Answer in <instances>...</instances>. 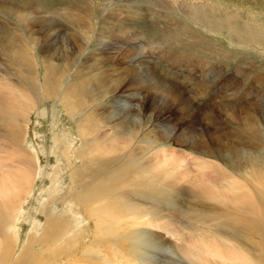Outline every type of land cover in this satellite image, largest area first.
I'll list each match as a JSON object with an SVG mask.
<instances>
[{
	"label": "bare ground",
	"instance_id": "obj_1",
	"mask_svg": "<svg viewBox=\"0 0 264 264\" xmlns=\"http://www.w3.org/2000/svg\"><path fill=\"white\" fill-rule=\"evenodd\" d=\"M53 2V0H44V4L48 7ZM152 3L154 4V1ZM13 6L23 13L30 8L34 11L39 9V7H28L18 3L17 0H0L2 12H10ZM42 6L45 8V5ZM65 11L68 22L87 26L95 7L85 2L76 4L71 1L70 7H66ZM18 13L21 15L19 20L24 23L25 32L22 33L20 29L18 33L7 30L8 22L0 23V59L6 57L9 68L21 76L22 84L14 83V85L24 92V95L29 96L31 92H34L38 94L37 99H41L59 93V98L65 103V109L69 112L70 118L77 119L75 123L80 134V139L77 138V141L80 145L71 143L58 147L57 135H54L52 151L57 157L60 156L58 161H61L64 155L66 156L70 167L69 183L61 187L62 180L57 177L56 164L53 171L48 173L51 177L48 192L44 190L37 200L40 204L39 210L45 214V220L42 223L36 216L34 217L32 220L34 229L22 248H20V236L16 225L23 210V208L16 210L17 205L20 207L19 198L23 195L18 187L20 180L10 178V181H0V264H5L9 259L12 260L11 264H61L63 261H68L66 264H120L121 261L135 264L134 261L149 260L147 255L149 249L162 245L163 235L155 230V226L151 227V224L164 218L174 222L176 218L173 216L179 217L180 213L181 216H186L185 225L190 230L199 229L207 234L219 235L224 248L210 244L208 256L212 259L230 260L233 264H247L252 261L264 264V123L257 120L254 114H246L244 122H236L234 128L220 134L233 137V142L225 143L223 139H218L214 144L215 149L209 146L210 143L202 142L203 157L208 158V161L194 157L192 158L194 165L190 166L189 162H186L188 158L183 157L182 162L185 165L182 168L181 160L178 161L179 153L172 151L170 156L173 158H161L157 163L159 159L157 152L147 156L154 139L152 140L151 133L143 135L144 120L138 114H134L129 120L131 116L129 114L133 109L137 107L136 111L138 108L142 111V103L133 102L136 97H139L140 90L134 91L133 101L128 99V94L123 96V91L113 100L106 102L105 106L110 108L108 114L105 112L99 114L90 110L82 116L81 112L88 108L87 101L91 95H94L95 89L99 88L98 100L101 101V95L108 90L114 91L117 89L116 85L111 82L110 88L109 85L106 86L107 74L104 75L103 72L94 76L91 74L92 70L98 68L99 62L97 67L94 62L85 70L80 69L74 81L67 84L63 94H61L60 85L63 73L58 74L57 70H60V67L56 64L47 63L40 79L38 77L39 63L29 55V46L26 41L36 39L32 32L31 21L41 19L30 16L28 20L22 19V14ZM194 14L207 22L214 21V24L220 26L219 18L211 11L205 13L197 9L195 13L192 12V15ZM106 16L104 21L116 18L113 14ZM130 20L137 21L136 18ZM171 24L169 28H160L162 25L156 24L160 25L157 33L165 38L163 43L160 42L161 47L168 43L171 48L168 54L169 61L182 64L195 60L196 57L189 53L178 51L176 37L180 36L176 33V24L173 21ZM87 29L91 31V26ZM242 34L239 35L241 40ZM24 36L27 37L24 39ZM136 36L134 35L133 38ZM259 41H262L261 37ZM140 45L143 50V44ZM139 53L137 58L141 55ZM143 60L142 58L132 65L138 67L136 72L141 75L140 79L143 78L140 83L147 86L151 84L152 79L149 81V72L146 71ZM197 60L199 64L203 63L201 59ZM90 69L89 74L87 70ZM202 69L205 71L203 75L206 78L208 72L205 68ZM211 71H216V67H212ZM152 72L149 75L155 77ZM260 72L255 75L254 81L264 86V68ZM204 81L205 87H210V84L206 83L208 80L204 79ZM162 85L165 86L164 82ZM198 87L200 88V82L195 88L198 89ZM0 100H2L1 97ZM212 105L220 111L219 116L215 118L216 123L221 114L228 110L229 104L220 101ZM105 106L97 105L95 109ZM118 109L121 112H117ZM29 114H21L17 109H10L8 105L5 107L0 102L1 135L6 138L12 148L18 165L23 164L20 179H24L25 183L21 190L29 188L31 194L37 178L42 174V168L37 160L39 157L30 154L24 144V141H27ZM43 114L44 111L41 115ZM13 143L14 146H12ZM8 144L4 143V149L0 151L5 159L11 156ZM58 149L61 154L57 152ZM166 152L167 154H160V157L168 156V150ZM223 158L232 161L237 159L239 163L244 162L247 165L244 166L249 168L247 173L231 174V179L239 183V189L242 186L243 189L246 187L251 192L243 193L242 190L229 187L228 185L237 186L231 181H215L211 178L210 174L216 177L225 171L219 169V163ZM77 161H80V166H76ZM165 169L171 173L172 177ZM173 171L177 173L173 175L175 173ZM186 175L188 180L193 182L189 187L188 184L179 181ZM181 189L189 193L194 192V196L191 199L183 198L184 202H180L182 205L179 206L176 202L179 198L178 194L182 192ZM19 194H21L20 197ZM27 196L29 193L25 195L23 204ZM206 196L210 200H218L222 203L230 199L232 205L209 202ZM57 203L62 206L60 210ZM164 203L167 204L166 209L163 206ZM87 219H91V222ZM79 220L82 225L80 227ZM41 239L45 249L43 256L35 251V243ZM164 248L172 249L168 245Z\"/></svg>",
	"mask_w": 264,
	"mask_h": 264
},
{
	"label": "rangeland",
	"instance_id": "obj_2",
	"mask_svg": "<svg viewBox=\"0 0 264 264\" xmlns=\"http://www.w3.org/2000/svg\"><path fill=\"white\" fill-rule=\"evenodd\" d=\"M53 1V4L48 7L44 4V0H17L18 3L28 7H39V9L34 11L30 8L23 13L13 6L12 11L7 13L0 10V23L8 22L7 30H14L18 33V29H20L24 33V23L19 20L21 15L18 12L22 14V19L28 20L30 17L41 19L35 22L31 21L32 32L36 39L26 41L29 46V55L39 63L38 77L40 79H42L44 66L47 63L51 62L60 67V70L57 71L58 74L63 73L60 84L61 94L67 84L74 81L80 69L85 70L94 62L97 67L98 62L100 63L96 70L91 72L90 69L87 72L89 74L91 72L93 76L101 72L104 75L107 74L105 77L106 86L109 85L110 88L112 84H115L117 89L103 93L101 101L98 100L100 90L99 88L95 89L94 95H91L87 101L88 108L81 112L82 116L90 110L99 112V114H103L101 112L108 114L110 108L105 106L106 102L113 100L123 91V96L128 94V99L133 101L134 91L140 90L139 97H136L133 102L142 103V111L139 108L136 111L137 107L133 109L131 114L128 113L131 115L129 120L133 118L134 114H138L144 120L143 135L151 133L153 135L151 138L154 139L148 149L147 156L157 152L159 155L157 163L161 158H173L170 156L172 151L179 153L178 161L181 160L182 168L185 165L182 162L183 157L188 158L186 162L188 161L190 166L194 165L192 159L194 157L208 161V158L203 157L202 142L210 143L209 146L213 147L218 139H223L225 143L233 142V137L220 134L221 132L225 133L227 129L234 128L240 121L244 122L246 114H254L257 120L264 123V86L254 81L255 75L261 73L260 71L264 68V0ZM71 1L76 4L85 2L87 5L91 4L95 7L87 26H79L77 23L66 20L65 8L70 7ZM151 1H154V4ZM42 5H45V8ZM162 5L165 8L161 7ZM197 9L203 10L205 13L210 11L212 14L214 13L220 20V26L214 24V21L207 22L195 16L196 14L192 15V12L195 13ZM111 14L116 18L104 21L106 15ZM131 18H136L137 21L133 22L130 20ZM171 21L176 24V33H179L181 37H176L178 51L189 53L196 57L195 60L182 64L169 61L168 54L171 48L168 43L163 48L161 47L165 38L162 35L159 36L157 32L160 28L171 27ZM157 23L162 27L159 25V28ZM89 26H91V31L87 29ZM240 34H242V40L239 39ZM134 35L137 36L133 38ZM27 36H24V39ZM160 37L162 38L160 39ZM259 37L262 38V41H259ZM157 38L159 39L157 40ZM140 44H143L144 52ZM139 52L141 53L139 58L144 59L143 64L146 71L149 72V81L152 79L151 84L147 86L140 83L143 78L140 79L141 75L136 72L138 67L132 65L140 60L137 58ZM141 56L143 57L141 58ZM197 59H201L203 63L199 64ZM0 63V97L2 98L0 102L5 107L8 105L10 109H17L21 114L30 113L26 132L27 141H24V144L30 154L39 157L37 160L42 168V174L37 178L32 193L30 194L31 189L29 188L22 191L21 187L25 183L24 179H20L23 164L18 165L12 148L0 131V151L4 149V143H7L11 153L9 159H5L0 152V181H10V178L19 179L18 187L23 194L22 196L19 194V197L21 196L19 198L20 207L17 205L16 208V210L23 208L22 214L19 215L20 219L16 221L20 236V248H22L34 229L32 224L34 217L36 216L37 220L42 223L45 220V214L39 210L40 204L37 200L44 190L48 192L47 189L51 184V177L48 173L53 171L56 164L58 167L57 177L62 180L61 187H65L69 183L70 167L66 156L64 155L62 160L58 161L60 156L57 157L52 151L54 135H57L59 147L71 143L79 146L77 138L80 139V134L75 123L77 119L70 118L69 112L65 109V103L59 98V93L41 99H37L38 94L34 92H31L29 96L24 95V92L14 85V83L22 84L21 76L9 68L6 57L0 59ZM210 65H214L212 67H216V71H211ZM202 68L208 72L207 75L205 74L206 78H204L205 71ZM151 72L155 74V77L149 75ZM204 79L208 80L206 83L210 84V87H205ZM214 79L216 80L211 83L210 81ZM163 82L165 86L162 85ZM199 82L200 88L196 89ZM220 101L229 104V108L221 114L220 119H217L215 123V118L217 115L219 116L220 111L212 104ZM97 105L105 107L96 110ZM119 110L116 111L121 112ZM43 111L44 114L41 115ZM1 126H3L2 123ZM167 150L168 156L160 157V154H167ZM57 152L61 154L60 149ZM72 154H75L74 149ZM232 158L234 159L233 156ZM245 165L244 162L239 163L237 159L232 161L223 158L219 163V169L225 170L222 172L223 174L216 175V177L214 174H210V176L215 181H231L237 186L228 185L229 187L248 193L251 191L246 187L243 189L242 186L239 189V183L231 179V174L247 173L249 168H245ZM76 166H80V161H77ZM165 170L169 173L167 169ZM191 172L193 173V171ZM188 179L186 175L179 181L188 184L189 187L193 182ZM181 191L176 202L179 206L182 205L180 202H184L183 198L191 199L194 196V192L189 193L183 189ZM27 193L29 196L26 197V202L23 204L22 201ZM206 198L209 202H219L210 200L207 196ZM57 204L60 210L62 206L60 203ZM223 204L232 205V201L229 199L224 203L219 202V205ZM163 206L166 209L167 204L164 203ZM181 215L180 213L179 217L173 216L176 218L174 222L164 218L151 224V227L155 226V230L163 235L164 240L161 242L162 245L149 249L150 251L147 253L149 260L134 261L135 264H233L230 260L221 261L208 256L210 244L224 248L218 234H207L204 230L199 229L190 230L185 225L186 216ZM193 220L195 221V219ZM87 221L91 222V219H87ZM72 223L74 224L73 221ZM78 226H82L80 220ZM89 231L91 235V230ZM163 245L164 247L168 245L173 250L161 247ZM189 245L190 247H188ZM35 251L43 256L45 249L42 239L35 243ZM184 251L186 252L182 253ZM250 260L252 261L251 257ZM11 262L12 260L9 259L5 264H11ZM67 262L63 261L61 264ZM120 264L127 263L121 261ZM247 264L257 263L252 261Z\"/></svg>",
	"mask_w": 264,
	"mask_h": 264
}]
</instances>
